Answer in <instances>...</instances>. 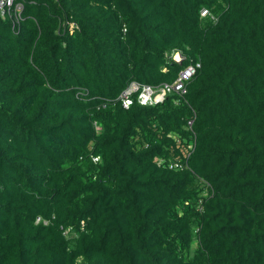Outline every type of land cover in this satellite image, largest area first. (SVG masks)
Instances as JSON below:
<instances>
[{
    "label": "trees",
    "instance_id": "trees-1",
    "mask_svg": "<svg viewBox=\"0 0 264 264\" xmlns=\"http://www.w3.org/2000/svg\"><path fill=\"white\" fill-rule=\"evenodd\" d=\"M0 264H264V0H0Z\"/></svg>",
    "mask_w": 264,
    "mask_h": 264
},
{
    "label": "built area",
    "instance_id": "built-area-1",
    "mask_svg": "<svg viewBox=\"0 0 264 264\" xmlns=\"http://www.w3.org/2000/svg\"><path fill=\"white\" fill-rule=\"evenodd\" d=\"M10 3L11 0H2ZM204 13V11L202 12ZM172 59L176 62H180L183 59V55L179 50H174L171 55ZM195 65H189L185 69L181 70L172 84H159L157 86L149 84H139L135 81L131 82L128 87L120 92L118 98L121 105L124 108H128L134 102V93L138 91L136 99L140 104H147L153 102H161L164 100L167 94L175 91L178 94H184L186 92V81L195 73ZM133 96V97H132ZM192 124V120L188 121V125Z\"/></svg>",
    "mask_w": 264,
    "mask_h": 264
},
{
    "label": "clouds",
    "instance_id": "clouds-1",
    "mask_svg": "<svg viewBox=\"0 0 264 264\" xmlns=\"http://www.w3.org/2000/svg\"><path fill=\"white\" fill-rule=\"evenodd\" d=\"M203 11H204V13H202ZM207 13H208V9L207 8H203L201 10V16H205ZM170 55H169V57H171ZM171 59H172V57H171ZM197 63H199V66L196 67L195 71H197L201 67L200 62H196L195 64H197ZM191 120H192V124L191 125H188V121L189 120L187 121V127H188V130H190V131H191V127L193 125V119H191ZM191 134L194 135V132L191 131ZM176 135L178 137L175 136L172 132L169 134V136L173 139L176 148L175 147L170 148L172 153H171V155L168 158H166L165 156H156V157H154V162L157 165H160L162 163H167L169 168H183L182 156H183V158L189 156L190 152L193 151V148H194V145H195V140L194 139L190 140L188 145H186L184 137L181 134H177L176 133ZM174 150H176V151H174ZM177 150H179V153H177ZM94 160H97V158H94Z\"/></svg>",
    "mask_w": 264,
    "mask_h": 264
}]
</instances>
